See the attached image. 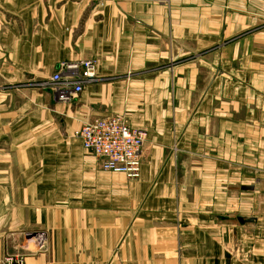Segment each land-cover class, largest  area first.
Returning a JSON list of instances; mask_svg holds the SVG:
<instances>
[{"label": "crops", "instance_id": "obj_1", "mask_svg": "<svg viewBox=\"0 0 264 264\" xmlns=\"http://www.w3.org/2000/svg\"><path fill=\"white\" fill-rule=\"evenodd\" d=\"M93 60L70 103L43 85ZM147 132L140 178L73 132ZM264 264V0H0V264Z\"/></svg>", "mask_w": 264, "mask_h": 264}, {"label": "built area", "instance_id": "obj_2", "mask_svg": "<svg viewBox=\"0 0 264 264\" xmlns=\"http://www.w3.org/2000/svg\"><path fill=\"white\" fill-rule=\"evenodd\" d=\"M96 78L93 60L64 62L43 85L54 98L70 103ZM82 147L100 160L103 171L122 174L129 181L140 178L147 132L128 125L121 116L94 119L73 132ZM2 264H24L23 256L8 255Z\"/></svg>", "mask_w": 264, "mask_h": 264}]
</instances>
